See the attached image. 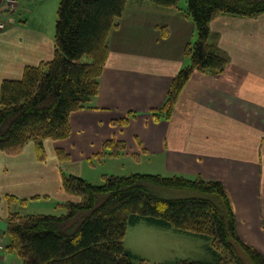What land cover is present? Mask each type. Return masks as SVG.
I'll return each mask as SVG.
<instances>
[{
	"label": "crops",
	"instance_id": "1",
	"mask_svg": "<svg viewBox=\"0 0 264 264\" xmlns=\"http://www.w3.org/2000/svg\"><path fill=\"white\" fill-rule=\"evenodd\" d=\"M148 5L127 1L107 37L109 54L97 94L86 108L70 114L69 137L43 140V155L34 141L18 155L0 152V194L19 200L7 202L0 219L6 221L14 212L11 204L27 206L41 199L54 200L65 212L60 204L72 197L62 188V173L87 179L85 165L95 159L134 160L149 170L143 173L220 181L231 200L239 237L264 254V14L212 19L210 41L226 57L224 69L193 71L171 117L157 121L150 112L161 107L173 76L189 64L184 48L195 40L196 31L192 19L176 7H161V18L152 15L147 21L141 11H159ZM22 6L20 1L13 15L0 16L6 24L0 30V87L3 80L21 79L25 67L49 61L54 54L53 32L43 29L42 18L30 23L17 17ZM149 32L150 50L142 49L140 42L137 46L121 40L122 34L141 40ZM122 118H128L127 125H111ZM111 139L124 143L121 154L95 158ZM59 150L67 159H61ZM0 256L4 263L15 262L7 251Z\"/></svg>",
	"mask_w": 264,
	"mask_h": 264
},
{
	"label": "trees",
	"instance_id": "2",
	"mask_svg": "<svg viewBox=\"0 0 264 264\" xmlns=\"http://www.w3.org/2000/svg\"><path fill=\"white\" fill-rule=\"evenodd\" d=\"M127 1L59 0L53 57L25 67L21 79L1 83L0 152L18 155L34 141L42 154L43 140L69 137L70 114L86 108L97 94L109 54L107 37ZM148 1L178 8L180 0ZM186 3L185 13L196 31L195 40L184 48L190 63L173 76L161 107L151 110L157 121L171 117L193 71L220 73L224 69L227 60L210 41L209 22L220 15L254 18L264 14V0ZM15 9L1 10L0 16L13 15ZM127 123L128 118L111 121L112 126ZM124 148V143L108 140L95 158L118 156ZM58 154L67 159L61 150ZM101 179L102 183L93 184L62 173V188L72 197L60 204L65 212L9 213L7 230L0 231L7 237L5 251L15 254L21 264H152L124 246L127 227L144 219L200 237L217 256L213 261L180 259L158 264H264V254L239 237L231 200L220 181L151 173L103 174ZM17 201L7 196L8 203Z\"/></svg>",
	"mask_w": 264,
	"mask_h": 264
},
{
	"label": "rangeland",
	"instance_id": "3",
	"mask_svg": "<svg viewBox=\"0 0 264 264\" xmlns=\"http://www.w3.org/2000/svg\"><path fill=\"white\" fill-rule=\"evenodd\" d=\"M144 1L149 4L148 6H154L153 8H158L157 10L159 11H153L151 8H149V10L151 11H147L146 9H144V11H141L143 12L142 18H145L147 21H149V18H154L152 15L156 16L157 18H161V7L151 3L148 0ZM58 3L59 0H21V4L23 5L21 7L22 11L16 14V16L27 18L30 23L33 22L35 18H42L41 26L43 27V29L48 32H53L54 35L56 10L58 7ZM1 5H3V3ZM177 6L181 13L184 14L187 9L186 0H180ZM152 11L156 12L157 14L153 13ZM128 14L129 12L126 16H128ZM131 18H135V16ZM121 40L123 41V43L132 42V44H137V46H140V42L142 43V49H147V47H153V33H150L149 36L141 37V40H139L138 38L128 40L127 36L125 34H122ZM147 50H150V48H148ZM187 63H190V59ZM143 165H137L134 160L131 161L123 159L118 161L114 159H105L104 161L99 162V160L95 159L93 160V164L85 165L84 175L93 184H100L102 183L100 173L108 175H119L120 173L130 174L143 173V171H149L146 170L147 168ZM42 200L43 199L35 203H29V205L27 206L11 204L10 210L21 214L46 213L60 215L59 213H64V210L61 211L57 206V203L54 202V200ZM8 207L9 206L7 204L6 197H3L0 194L1 211H7ZM2 239L4 243H6L7 237L2 236ZM124 246L126 249L130 250L132 254L136 256V258L143 259L145 262H149L152 264L174 263L180 259L186 258L206 261H213L217 259L216 254L210 249H207V243L205 241L193 239L181 233L178 234L176 233V231L164 229L160 226L149 223L144 219H141L138 222L131 224L127 227L126 235L124 238ZM12 258H14L15 260L14 264H19L18 257L13 253Z\"/></svg>",
	"mask_w": 264,
	"mask_h": 264
},
{
	"label": "built area",
	"instance_id": "4",
	"mask_svg": "<svg viewBox=\"0 0 264 264\" xmlns=\"http://www.w3.org/2000/svg\"><path fill=\"white\" fill-rule=\"evenodd\" d=\"M20 0H3V5L0 6V12L1 10H8L12 12L14 8L18 5ZM6 24L0 19V30L5 28ZM5 251V244L3 239L0 237V255L1 253ZM0 264H6L3 262L2 257L0 256Z\"/></svg>",
	"mask_w": 264,
	"mask_h": 264
},
{
	"label": "water",
	"instance_id": "5",
	"mask_svg": "<svg viewBox=\"0 0 264 264\" xmlns=\"http://www.w3.org/2000/svg\"><path fill=\"white\" fill-rule=\"evenodd\" d=\"M7 230V221L0 219V231L5 232Z\"/></svg>",
	"mask_w": 264,
	"mask_h": 264
}]
</instances>
